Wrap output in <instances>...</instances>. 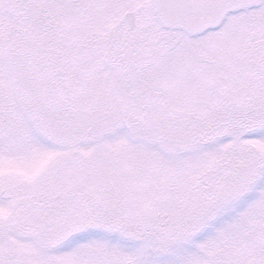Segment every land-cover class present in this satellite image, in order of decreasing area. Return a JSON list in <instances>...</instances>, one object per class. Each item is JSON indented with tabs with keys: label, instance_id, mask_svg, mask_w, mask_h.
Returning <instances> with one entry per match:
<instances>
[{
	"label": "snow or ice",
	"instance_id": "obj_1",
	"mask_svg": "<svg viewBox=\"0 0 264 264\" xmlns=\"http://www.w3.org/2000/svg\"><path fill=\"white\" fill-rule=\"evenodd\" d=\"M0 264H264V0H0Z\"/></svg>",
	"mask_w": 264,
	"mask_h": 264
}]
</instances>
